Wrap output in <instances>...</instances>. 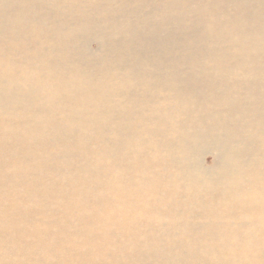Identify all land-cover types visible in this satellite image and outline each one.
Returning a JSON list of instances; mask_svg holds the SVG:
<instances>
[{
	"label": "bare ground",
	"instance_id": "obj_1",
	"mask_svg": "<svg viewBox=\"0 0 264 264\" xmlns=\"http://www.w3.org/2000/svg\"><path fill=\"white\" fill-rule=\"evenodd\" d=\"M0 264H264V0H0Z\"/></svg>",
	"mask_w": 264,
	"mask_h": 264
},
{
	"label": "rangeland",
	"instance_id": "obj_2",
	"mask_svg": "<svg viewBox=\"0 0 264 264\" xmlns=\"http://www.w3.org/2000/svg\"><path fill=\"white\" fill-rule=\"evenodd\" d=\"M94 48V45L92 46ZM203 162L204 164H209L210 163V157L209 156H206L204 159H203Z\"/></svg>",
	"mask_w": 264,
	"mask_h": 264
}]
</instances>
